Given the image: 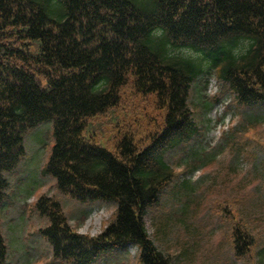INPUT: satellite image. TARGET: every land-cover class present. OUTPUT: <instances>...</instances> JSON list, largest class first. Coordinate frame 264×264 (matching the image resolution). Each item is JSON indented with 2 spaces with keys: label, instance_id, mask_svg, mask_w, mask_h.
<instances>
[{
  "label": "trees",
  "instance_id": "16d2710c",
  "mask_svg": "<svg viewBox=\"0 0 264 264\" xmlns=\"http://www.w3.org/2000/svg\"><path fill=\"white\" fill-rule=\"evenodd\" d=\"M211 74L241 106H264V0H0V205L24 135L52 121L45 173L81 203L117 208L92 237L40 197L53 257L91 264L134 244L141 264H170L145 217L177 176L166 154L199 136L189 97Z\"/></svg>",
  "mask_w": 264,
  "mask_h": 264
},
{
  "label": "rangeland",
  "instance_id": "374dc122",
  "mask_svg": "<svg viewBox=\"0 0 264 264\" xmlns=\"http://www.w3.org/2000/svg\"><path fill=\"white\" fill-rule=\"evenodd\" d=\"M193 87L189 99L201 135L166 154L174 168L188 170L147 210L148 233L170 264H264V108H241L214 75ZM53 126L45 121L30 129L19 166L5 174L0 224L7 264H72L53 260L41 234L50 224L36 208L41 196L56 199L79 233L96 236L113 220V204L80 203L45 173L56 143ZM245 228L253 245L236 256L233 233ZM140 256L125 245L109 248L92 264H141Z\"/></svg>",
  "mask_w": 264,
  "mask_h": 264
}]
</instances>
